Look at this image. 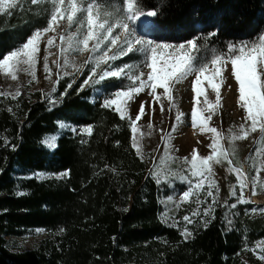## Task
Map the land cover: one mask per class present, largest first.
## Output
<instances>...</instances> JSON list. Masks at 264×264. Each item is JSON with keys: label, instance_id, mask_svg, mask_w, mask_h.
Returning a JSON list of instances; mask_svg holds the SVG:
<instances>
[{"label": "trees", "instance_id": "16d2710c", "mask_svg": "<svg viewBox=\"0 0 264 264\" xmlns=\"http://www.w3.org/2000/svg\"><path fill=\"white\" fill-rule=\"evenodd\" d=\"M144 5L158 9L151 37L159 42L183 43L218 27L209 44L223 50L227 42L254 39L264 29V0H144ZM25 14L21 8L10 16L0 13V54L23 42L33 26H46ZM91 67L60 73L55 93L53 84L35 90L28 82L20 83L19 97L0 96V264H264L244 250L264 242V214H245L251 203L232 209L225 202L235 203L234 197L218 201L211 222L204 226L197 219L187 241L179 227L168 226L160 215L163 186L132 147L127 119L101 106L115 78L78 90ZM42 93L58 99L51 110ZM61 124L77 127V133ZM86 126H92L90 136L79 132ZM47 138L54 147L45 146ZM65 170L69 175L57 179ZM35 173L49 176L37 179ZM36 230L45 236L34 248L9 247L7 237Z\"/></svg>", "mask_w": 264, "mask_h": 264}, {"label": "snow or ice", "instance_id": "6c2138e0", "mask_svg": "<svg viewBox=\"0 0 264 264\" xmlns=\"http://www.w3.org/2000/svg\"><path fill=\"white\" fill-rule=\"evenodd\" d=\"M23 0L18 3V0H0V13L11 15L12 9L21 8ZM31 5H37L42 2L51 4V9L48 11L46 26L35 28L25 40L6 53L0 54V72L6 77H11L13 81L18 79L17 73L21 71L20 65L27 67L23 71L31 76L29 84L36 80V65L40 59L41 41L45 34L52 32L56 33L60 27L61 21H66L67 28L64 33L59 34V51L62 57H65L63 65L56 63L57 78L52 81V69L49 67L48 55L43 57V71L45 79L53 84L52 93L57 91V85L63 78L60 75L62 68H67L69 62L65 56L69 52H88L90 55L85 61V64H91L89 75L79 86V91H82L85 86L95 88V85L102 83L108 78L127 79L128 84L121 85L119 90L108 94L102 103L103 108L113 109L119 113L121 119H127L128 126L133 134L132 147L136 150L137 156L143 160V153L139 145L137 133L140 129L137 122L146 114V101L139 105L138 113L134 118L128 116L129 101L134 100L135 96L148 89V95L153 97L155 102L161 103V112L164 107L161 102V95L157 94V89H163L162 96L165 97L171 107H174L173 89L176 84H180L189 76L194 75V80L191 82L192 92L195 94L193 108L191 110V124L193 129L199 128L203 133L205 131L212 133V141L208 147L211 149V154L207 156H199L195 149L192 150L191 160L184 158V163L189 165L186 171L189 175L181 176L180 179L186 182L188 187L180 196L181 202H189L190 197L196 196V203H206L207 197L212 198L211 204L203 209L201 214L199 208L192 211V216L201 217L200 223L207 226L214 218L213 213L215 205L218 203L219 187L213 179V164H219L222 160L228 162V172L235 173L236 184L229 185L230 195L235 198V203L230 205L225 202L229 208L235 209L238 204H249L250 199L244 196L245 189L251 185V194L255 196L256 186L259 184L264 188V180L261 179L260 173L264 171V148L257 147L255 157L251 167L255 175L249 176L241 171L240 168L232 166V160L229 159V153L222 148L220 140L222 134L216 127H209V122L213 115H218V109L221 105V87L226 84L228 77L224 73L228 72L229 76L234 78L238 85L237 104L243 110V121L239 125V133L230 135V142L243 140L250 133L259 131L261 141H264V29L258 33L254 39L241 40L239 42H227L223 50L209 48V41L218 35L219 28L217 27L206 35H197L192 39L183 43L158 42L155 39L147 38L148 31L154 27L153 22L147 19L142 20L141 17H156L158 9L145 10L144 0H123V8L116 12L103 10V5L97 0H27ZM47 11V10H46ZM139 21V26L137 22ZM75 26V31H69ZM144 29L143 32L139 28ZM57 39L53 35L47 39L44 51L54 45ZM203 41V43H198ZM115 49V51H113ZM207 52L206 55L202 53ZM109 53H112L109 55ZM129 53H137L142 56L139 63L136 64H121L113 67L110 62L127 56ZM107 65L101 69V65ZM141 65L150 71L145 74L139 70ZM135 68L134 73L131 70ZM98 69L100 70L98 72ZM79 71V69H77ZM68 75L66 71L63 73ZM146 75V79H145ZM205 82L207 88L215 94V101L210 102L206 95ZM75 83V78L67 84L65 91L60 93L59 100L67 94V89ZM231 85H227V89L231 90ZM102 91V89H97ZM12 95L13 99L21 95L18 87L14 94L0 92V96ZM203 96L204 107H197L200 103V97ZM42 98L47 100L49 110L56 106L58 99L50 94L42 93ZM151 107V105H149ZM11 111V109H9ZM208 113V115H204ZM184 113L177 112L175 117L177 124L182 122ZM177 124L172 126V132L176 131ZM61 127H65L61 124ZM148 128L152 125L149 123ZM74 134L77 129L72 127L69 129ZM92 126H86L79 130L80 134H92ZM231 133V129H229ZM141 137L143 133H140ZM161 140L165 143V154L169 151L171 133L168 138L161 136ZM8 141L5 139L4 146H8ZM45 146L54 147V139L47 138L43 141ZM15 150V145H12ZM70 170L61 172L57 179L67 177ZM35 178L39 179L45 176L43 173L34 174ZM30 179L33 177H29ZM153 178L160 183L159 174L153 173ZM207 184V187H205ZM239 189V194H237ZM203 193L205 199L201 200L199 194ZM17 196L24 195L23 191H17ZM179 207V205H177ZM259 212L264 214V208L245 209V214ZM166 216L167 213L165 212ZM185 227L179 229L184 240L187 241L192 237V232L187 228L188 224H192L193 220L190 216L183 217ZM169 227H177V223H171ZM246 251L255 252L256 249L245 248ZM258 259L264 261V249L260 250Z\"/></svg>", "mask_w": 264, "mask_h": 264}, {"label": "rangeland", "instance_id": "374dc122", "mask_svg": "<svg viewBox=\"0 0 264 264\" xmlns=\"http://www.w3.org/2000/svg\"><path fill=\"white\" fill-rule=\"evenodd\" d=\"M20 3L21 0H18ZM99 2V1H97ZM100 3V2H99ZM102 4V3H101ZM103 10L109 12H116L119 9L123 8V0H111L108 4H102ZM33 7L31 12L28 8ZM21 9L26 13L25 18L29 17V13H32V16L39 20V23H44L47 20L48 11L51 9V4L47 2H42L37 5H31L27 0H23L21 4ZM47 10V11H46ZM147 20L152 21L149 18ZM139 26V21L137 22ZM67 28L66 21L60 22V27L57 29L56 33L49 32L45 34L41 41V54L40 59L36 65V80L33 81L32 89H43L48 88L52 85L51 82L45 79V73L43 71V57L48 55L49 67L52 69V81L55 80L57 75L56 63L63 65L65 57L60 55L59 51V34L64 33ZM35 29L33 26L28 32H31ZM69 31H75V26ZM139 31L143 32L142 27L139 28ZM152 28L147 33V38H151ZM53 35H56L57 39L54 41V45L47 50V53L44 51L47 39ZM159 42V41H158ZM198 43H203V41H198ZM209 43V42H208ZM19 43L16 41L12 48ZM178 44V43H174ZM209 48H213L209 44ZM216 48V47H214ZM217 49V48H216ZM115 51V49H113ZM112 53H109L111 55ZM206 55L205 51L202 53ZM90 53L88 52H69L65 56L69 62L67 68H62L60 73L68 72L72 73L74 70L81 72L84 68L85 61L88 59ZM142 59V56L137 53H129L127 56H124L115 62H110L113 64V67L119 66L121 64L129 63L136 64L139 63ZM26 65H20L21 71L17 73L18 79L13 81L11 77H6L0 72V92L14 94L16 89L20 87V83H28L31 80V76L23 71L26 68ZM139 70H142L147 74L150 71L147 68H144L142 65ZM132 72H136L137 69L133 68ZM225 77H228L226 84L221 87V105L218 109V115H213L212 120L209 122V127H216L218 131L222 134V139L220 140V145L224 150L229 153V159L232 160V166L235 168H240L242 172L248 174L249 176L255 175L249 157H252L253 160H257L254 153L257 147L264 148V141H261V134L259 131L250 133L246 139L236 140L230 142L231 134L239 133V125L244 123L242 117L244 115L243 110L238 106V85L235 83L234 78L230 77L228 72L224 73ZM194 75L189 76L187 79L183 80L180 84H176L173 89V98H174V107L170 108L168 100L162 96L163 89H157V94L161 95V102L164 107L163 113L161 112V103L155 102L153 97L148 95V89H145L144 92H141L139 95L135 96L134 100L129 101L128 104V116L134 118L138 113L139 105L141 102L146 101L145 111L146 114L142 117L140 121L137 122V125L140 129V133H143L141 137L140 133H137V138L139 140V145L143 153V158L149 161L151 172L159 174L160 184L163 186V194L160 198L161 203V217L168 223H177V227L180 229L185 227V222L183 217L185 215L190 216L193 220V223L202 218L192 216V211L199 208L201 214L203 209L207 207L208 204H211L212 198L207 197L206 203L199 204L196 203V196L190 197L189 202H181L180 196L183 191L187 190V183L183 182L180 177L189 175L186 169L189 165L184 163V158L187 157L188 160H191L192 150L195 149L197 154L201 157L211 154V149L208 145L211 144L213 134L207 131L201 132L199 128L193 129L191 124V110L194 106L193 101L195 94L191 89V82L194 80ZM146 79V75H145ZM129 81L125 79L113 80V83L110 85V88L105 92V97L113 93L116 90L121 88V85L128 84ZM227 85H231V90L227 89ZM206 95L210 102L215 101V94L211 91L210 88H207V82H205ZM12 97V95H8ZM204 97H200V103L196 105L197 107H204L203 105ZM151 105V107H149ZM177 112L184 113L182 122L177 124L175 119ZM208 115V113H204ZM151 123L152 128L149 129L148 125ZM177 124L175 132H172V126ZM64 129H70L74 126L64 125ZM78 129L77 127H74ZM82 129V128H81ZM231 129V133L229 132ZM169 133H171V140L169 144V151L165 154V143L161 140V136L168 138ZM213 179L216 181L219 187L218 201H225L230 197L229 185L236 184L237 178L235 173L228 172V162L227 160H222L219 164H213ZM36 174V173H35ZM44 177L49 176L46 173ZM34 176V174H33ZM260 177L264 180V171L260 173ZM207 187V184H205ZM256 195L251 194V185L245 189L244 196L246 199L251 200L252 208H264V188H261L258 184L256 186ZM237 194H239V189H237ZM199 198L204 200V194L200 193ZM179 205V207H177ZM167 213L165 216L164 213ZM259 212H256L257 214ZM192 223V224H193ZM192 224H188L187 228L191 230ZM45 236L43 230H36L32 233L27 234L23 237H7L9 247L11 249H31L34 248L40 241L42 237ZM264 242H258L254 249L255 252L251 251L255 255L260 254V250L263 249ZM253 249V248H252Z\"/></svg>", "mask_w": 264, "mask_h": 264}, {"label": "bare ground", "instance_id": "6f19581e", "mask_svg": "<svg viewBox=\"0 0 264 264\" xmlns=\"http://www.w3.org/2000/svg\"><path fill=\"white\" fill-rule=\"evenodd\" d=\"M142 20L146 19V17H141Z\"/></svg>", "mask_w": 264, "mask_h": 264}, {"label": "water", "instance_id": "95a60500", "mask_svg": "<svg viewBox=\"0 0 264 264\" xmlns=\"http://www.w3.org/2000/svg\"><path fill=\"white\" fill-rule=\"evenodd\" d=\"M149 19H154V17H148Z\"/></svg>", "mask_w": 264, "mask_h": 264}]
</instances>
